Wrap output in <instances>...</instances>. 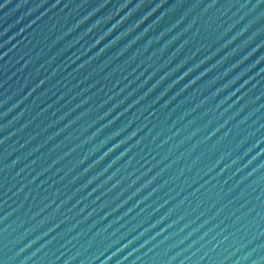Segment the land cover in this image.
<instances>
[{
	"label": "water",
	"instance_id": "water-1",
	"mask_svg": "<svg viewBox=\"0 0 264 264\" xmlns=\"http://www.w3.org/2000/svg\"><path fill=\"white\" fill-rule=\"evenodd\" d=\"M0 264H264V0H0Z\"/></svg>",
	"mask_w": 264,
	"mask_h": 264
}]
</instances>
